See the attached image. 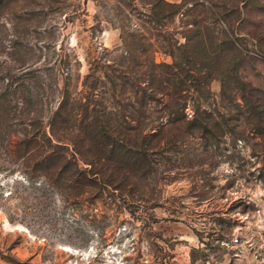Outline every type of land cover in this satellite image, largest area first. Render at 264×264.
Wrapping results in <instances>:
<instances>
[{
    "label": "rangeland",
    "instance_id": "obj_1",
    "mask_svg": "<svg viewBox=\"0 0 264 264\" xmlns=\"http://www.w3.org/2000/svg\"><path fill=\"white\" fill-rule=\"evenodd\" d=\"M169 48L192 74L183 83L166 65ZM20 59L34 64L21 68ZM2 60L36 94L25 109L12 103L8 131L20 137L47 123L64 80L71 136L93 120H79L85 82L95 88L97 122H164L168 103L184 99L191 117L197 99L236 127L214 144L188 138L151 152L145 176L92 191L75 183L81 177L65 159L72 145L0 140V256H12L0 264H146L160 250L175 264H264V116L251 111L264 109V0H0ZM31 108L39 117L27 124ZM117 144L110 160L121 155ZM219 223L227 233L217 245Z\"/></svg>",
    "mask_w": 264,
    "mask_h": 264
},
{
    "label": "trees",
    "instance_id": "obj_2",
    "mask_svg": "<svg viewBox=\"0 0 264 264\" xmlns=\"http://www.w3.org/2000/svg\"><path fill=\"white\" fill-rule=\"evenodd\" d=\"M164 4L172 8V11L179 6L178 3L168 1H164ZM200 41L203 43L202 40ZM184 46V43H177L175 48H182L181 53L183 54L186 50H184ZM212 49V47H210V49L209 47L206 48V50H208L207 53L215 51ZM220 49H222L221 46L217 47L216 51ZM169 52L174 61L166 65L175 69H172L171 72L177 77V84L186 81V78L189 79L192 74L189 72V69H183V67H181L180 60L178 62L176 61L177 59L173 48H169ZM2 62L3 66H0V140L5 139L6 143L8 141L21 142L22 137L27 136L29 138H35L39 135L41 139L40 146H45V143L47 144L46 141L50 143L52 139L59 142L55 143V147L62 146V148L67 149L72 145L70 157L65 156V159L66 162H72L75 170L74 173L81 177L79 180H75L77 187H80V189L86 187L92 191L97 188L102 189L107 185L120 188L122 185L129 183L126 182L125 179L127 180L134 174H138L140 177L145 176L146 172L149 171L150 162L148 155L151 152L171 149L188 138H198L204 145L212 141H214V144L217 142V138L221 137L226 131L230 133L235 131L236 126H232L229 121L223 120L222 123L217 122L212 109L205 107L201 108L197 99L193 101V113L191 117H187L184 111L186 105V100L184 99L180 104L178 102V105L172 102L168 103L169 108L166 112L168 113L169 119L164 122L160 121L150 125L127 123L120 127L102 123L99 119L97 122L96 118L99 115V110L95 103V88L91 84L90 86L85 82L81 89L82 97L76 100V102L82 106L80 110L83 111L79 120L82 118L84 119L88 115H93V118H91L93 120L84 124L79 122L76 133L71 136L70 132L67 131L66 123L69 119L68 116L71 114V107L73 106L70 99L73 98L70 97L67 81L64 80L59 90L60 96L57 100V104L50 110L46 118L47 123L45 125L48 126V129L46 130L45 125H43V120H41L38 126L40 132L39 130L37 132V126H34L31 130H20L22 136L20 137L8 131L10 125L7 123V118L15 112V110L11 109L13 107L12 103L15 102V109L19 110L22 106L25 109L24 105L31 102V97H35L36 94L31 91L30 88H32V85L29 84L28 78H22L20 80L14 79L8 72L11 69L10 64L5 60H2ZM32 64L34 63H30L26 59H20L19 61V66L25 69ZM180 71L184 72L181 79L178 76ZM34 76H37V74H34ZM197 81L200 83L199 79H197ZM196 85L198 86L197 83ZM176 89H178L177 91L179 92L183 88L180 90V88L176 87ZM169 97L171 98L172 95L169 94ZM37 102H39L38 99ZM141 106L139 105L134 111L137 113L143 112ZM22 111L23 109L21 112ZM251 111L264 116V109L257 110V106L255 110L251 109ZM27 114L29 115V122L27 124H32L34 121L37 122V117H39L38 108L37 110L36 108L28 109ZM14 115L18 116V114ZM246 125L247 120L244 119V121L238 125L239 130L243 132ZM251 127L254 128L253 126ZM106 135L110 137V141L101 139V137ZM13 136L15 137L14 139H12ZM119 140L121 142L119 145L122 147V152H120L121 155L116 159L113 158V160H110L111 157L105 154L114 152L115 148H117L115 146H118L117 143ZM26 151L28 150H25V152ZM55 151L54 149H50L46 153L50 156ZM79 163L85 166L79 165ZM124 165H129L130 168L125 169ZM63 178L64 181H72L70 180L71 177L65 176ZM119 181H122L121 186L117 184ZM218 220H223V218L219 217ZM218 232L215 238L217 239V245L225 238L224 233H227L221 223H219ZM151 255H153L152 262H146V264H175L174 262H168L167 258L170 257V254L167 250L153 252ZM0 257L4 260L12 261L11 254L1 255ZM190 261L191 263L194 261V256L191 255Z\"/></svg>",
    "mask_w": 264,
    "mask_h": 264
}]
</instances>
